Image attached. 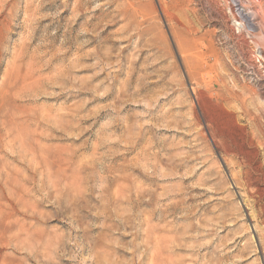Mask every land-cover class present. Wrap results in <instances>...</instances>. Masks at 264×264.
I'll return each mask as SVG.
<instances>
[{
  "label": "rangeland",
  "instance_id": "1",
  "mask_svg": "<svg viewBox=\"0 0 264 264\" xmlns=\"http://www.w3.org/2000/svg\"><path fill=\"white\" fill-rule=\"evenodd\" d=\"M261 138L264 0H0V264H264Z\"/></svg>",
  "mask_w": 264,
  "mask_h": 264
},
{
  "label": "bare ground",
  "instance_id": "2",
  "mask_svg": "<svg viewBox=\"0 0 264 264\" xmlns=\"http://www.w3.org/2000/svg\"><path fill=\"white\" fill-rule=\"evenodd\" d=\"M245 20V19H244ZM253 27V26H252ZM249 115V114H248ZM248 118V117H247ZM256 119V118H255ZM209 122H211V121H209ZM257 123V122H256ZM210 126V125H209ZM259 126V125H258ZM254 128V127H253ZM261 128V127H260ZM254 129H256V128H254ZM262 132V131H261ZM257 133V132H256ZM260 133V132H259ZM259 133H258V135H259ZM245 135V134H244ZM254 135V134H253ZM240 136V135H239ZM252 136V135H251ZM261 136V135H260ZM259 136V137H260ZM243 137H245V136H243ZM214 138V137H213ZM242 138V137H241ZM245 138H248V137H245ZM252 139L254 138V137H251ZM238 139H240V138H238ZM257 139V138H256ZM234 140H236L235 138H234ZM233 140V141H234ZM244 140V139H243ZM240 141V140H239ZM258 141V140H257ZM256 141V142H257ZM241 142L242 143H244L242 140H241ZM249 142H250V140H249ZM234 143H236V142H234ZM241 143V144H242ZM235 145V144H234ZM240 145V144H239ZM249 147L251 148V150H252V152H250V153H245V157L246 158H248V157H251V159H249V160H251L250 162L252 163V164H258V163H256V159H257V157H258V154L260 153V151H259V153H258V147L257 146H260V147H263L264 148V138L262 139L261 138V141H260V139H259V141L257 142V146H255L254 144H253V142L251 141L249 144ZM232 146H233V144H232ZM235 146H237V145H235ZM230 147V146H229ZM241 147H242V145H241ZM246 148H248V147H246ZM261 149V148H260ZM235 151V150H234ZM240 151V150H239ZM264 151V150H263ZM238 153V152H237ZM241 153H242V150H241ZM242 155V154H241ZM260 157V156H259ZM259 157H258V159H259ZM263 158H264V152H263V156H262ZM249 166V165H248ZM250 167V166H249ZM254 167V166H253ZM259 168H260V166H259ZM253 169V168H252ZM255 169H257V167H255ZM254 171V170H253ZM256 172H258V169H257V171ZM245 175H247V176H249L250 175V173H249V171H247L246 172V174ZM244 177V176H243ZM246 178H248V177H246ZM250 180V179H249ZM249 182V181H248ZM245 184V183H244ZM262 197V196H261Z\"/></svg>",
  "mask_w": 264,
  "mask_h": 264
}]
</instances>
